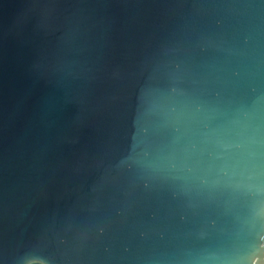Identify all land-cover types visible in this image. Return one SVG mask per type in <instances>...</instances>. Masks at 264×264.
<instances>
[{"label":"water","instance_id":"obj_1","mask_svg":"<svg viewBox=\"0 0 264 264\" xmlns=\"http://www.w3.org/2000/svg\"><path fill=\"white\" fill-rule=\"evenodd\" d=\"M0 264H264V0H0Z\"/></svg>","mask_w":264,"mask_h":264}]
</instances>
